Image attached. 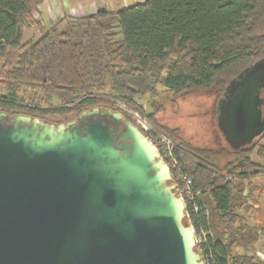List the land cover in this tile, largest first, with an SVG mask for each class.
Here are the masks:
<instances>
[{
	"label": "trees",
	"instance_id": "obj_1",
	"mask_svg": "<svg viewBox=\"0 0 264 264\" xmlns=\"http://www.w3.org/2000/svg\"><path fill=\"white\" fill-rule=\"evenodd\" d=\"M42 2L0 0V87L8 92L0 112L50 123L103 108L135 126L117 106L124 103L174 146L181 174L197 193L185 223L202 238L196 245L202 259L264 264L251 252L264 242V136L236 151L216 125L225 87L264 58V0H144L50 26L34 18ZM25 26L38 37L23 44ZM160 85L174 96L213 97V146L188 144L157 123ZM25 86L33 87L27 105L20 99ZM143 98L152 112L137 103ZM243 213L261 219L249 225Z\"/></svg>",
	"mask_w": 264,
	"mask_h": 264
},
{
	"label": "water",
	"instance_id": "obj_2",
	"mask_svg": "<svg viewBox=\"0 0 264 264\" xmlns=\"http://www.w3.org/2000/svg\"><path fill=\"white\" fill-rule=\"evenodd\" d=\"M264 58L232 79L216 125L233 150L264 136ZM71 127L0 112V264H203L156 149L123 115ZM108 123L113 124L109 128Z\"/></svg>",
	"mask_w": 264,
	"mask_h": 264
},
{
	"label": "rangeland",
	"instance_id": "obj_3",
	"mask_svg": "<svg viewBox=\"0 0 264 264\" xmlns=\"http://www.w3.org/2000/svg\"><path fill=\"white\" fill-rule=\"evenodd\" d=\"M112 1V5H108L106 7L109 10H117L121 7L130 6L134 3L142 2L144 0ZM34 18L38 19L37 14L34 16ZM37 37L38 33L32 27L25 26L22 28L23 44L33 41ZM23 88L24 94L22 93L20 99L23 104L27 105L31 99L30 97L33 95V87L25 86ZM158 93V97L153 101V103L155 105H161V110L156 113V121L159 125L168 129L177 130V134L181 138V140L188 144L200 147H211L214 145L213 131L215 128V117L213 115V97H207L203 93L174 96L172 93L166 91L162 85L158 87ZM7 95L8 92L0 87V98H6ZM136 101L147 113L152 112V110L154 109V107L150 106V103L152 101L148 98L136 99ZM117 106H125L130 111L135 112L133 109L128 108L124 103L119 102ZM137 114L139 115V113ZM47 121H49L51 124L57 125L67 120H63L60 118H51ZM147 123L151 126L148 121ZM160 135L165 137L162 134ZM165 138L168 139L167 137ZM253 160L257 161L256 157L253 156ZM171 182L172 179L170 183ZM242 215L249 225L254 224L251 214L243 213ZM259 251H261L263 259L264 243H262V245L260 246Z\"/></svg>",
	"mask_w": 264,
	"mask_h": 264
},
{
	"label": "built area",
	"instance_id": "obj_4",
	"mask_svg": "<svg viewBox=\"0 0 264 264\" xmlns=\"http://www.w3.org/2000/svg\"><path fill=\"white\" fill-rule=\"evenodd\" d=\"M119 109L121 111L128 114V116L132 119V121L135 123V127L146 137V139L152 144V146L156 149L160 159L165 164L166 168L169 170L170 174L172 171H178V175L176 178L171 176V179H173V187L176 195L180 197L184 203L185 207V221L187 218L186 209L187 206H189V203L193 201V198L197 196V193L194 194V192L191 190V181L188 180L183 174H181L179 163L175 156V149L172 143L166 139L165 137L158 134L152 126H150L147 121L139 116L137 113L130 111L125 106H119ZM172 175V174H171ZM171 181V180H170ZM194 210H197V206L194 208ZM207 214V212H205ZM193 229V228H192ZM194 231V230H193ZM195 234V231H194ZM205 235L202 234V237ZM200 237H197L195 235L196 245L201 242ZM257 257H261L260 253L256 254ZM202 259V257H201ZM203 264H211L210 259L207 257H203L202 259Z\"/></svg>",
	"mask_w": 264,
	"mask_h": 264
},
{
	"label": "crops",
	"instance_id": "obj_5",
	"mask_svg": "<svg viewBox=\"0 0 264 264\" xmlns=\"http://www.w3.org/2000/svg\"><path fill=\"white\" fill-rule=\"evenodd\" d=\"M115 1V0H114ZM112 0H43L38 7L37 18L40 19L45 26H50L57 23L59 20H64L67 23H74L77 18L85 17L95 13L98 9L106 8L112 5ZM138 3V2H137ZM254 225L257 220L261 219L258 216L251 215ZM264 242H259L252 248V253L261 254L257 257L262 259V253L259 251L260 246Z\"/></svg>",
	"mask_w": 264,
	"mask_h": 264
},
{
	"label": "flooded vegetation",
	"instance_id": "obj_6",
	"mask_svg": "<svg viewBox=\"0 0 264 264\" xmlns=\"http://www.w3.org/2000/svg\"><path fill=\"white\" fill-rule=\"evenodd\" d=\"M92 109H90L88 111H91ZM100 109H103V108H100ZM85 112H87V111H85ZM79 115L76 118H72V119H70L68 121L62 122L61 124L72 123L71 127L77 128L83 123L86 124V123L94 120V118L93 119H91V118L82 119V118L79 117ZM8 116L10 117V116H13V115H8ZM0 124H1V126L3 128H6V127L10 126V123L8 121L3 122V120H1ZM57 125H60V124H57ZM108 126H109V128H113V124L112 123H108Z\"/></svg>",
	"mask_w": 264,
	"mask_h": 264
}]
</instances>
